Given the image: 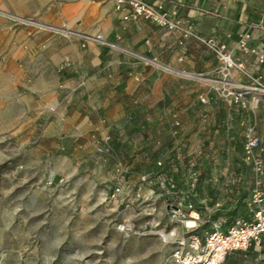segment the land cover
Segmentation results:
<instances>
[{
	"label": "rangeland",
	"instance_id": "374dc122",
	"mask_svg": "<svg viewBox=\"0 0 264 264\" xmlns=\"http://www.w3.org/2000/svg\"><path fill=\"white\" fill-rule=\"evenodd\" d=\"M2 14L9 27L27 25ZM25 77H10L0 62V264H175L172 240L184 229L170 218L172 205L198 214L200 233L212 222L248 217L256 176L243 145L252 128L264 162V103L232 129L220 127L217 113L209 130L170 137L154 161L155 182L146 167L120 166L117 150L104 162L91 146L61 142L24 93ZM136 173V181L123 182ZM259 183L264 188V174ZM120 221L138 233L123 235L114 227ZM220 264H264V234Z\"/></svg>",
	"mask_w": 264,
	"mask_h": 264
},
{
	"label": "crops",
	"instance_id": "0c3cea01",
	"mask_svg": "<svg viewBox=\"0 0 264 264\" xmlns=\"http://www.w3.org/2000/svg\"><path fill=\"white\" fill-rule=\"evenodd\" d=\"M162 1L175 12L177 28L143 18L123 19L129 7L117 10L113 0H0V62L10 77L26 76L24 93L35 99V112L52 128L50 133L59 135L61 142L69 139L80 148L91 146L104 162L111 156L107 151L117 150L120 166L129 162L146 167V175L155 182L161 171L154 161L170 137L209 130L208 122L217 113L220 127L232 129L244 123V112L264 103L260 96L251 108L233 105L195 77L211 75L218 66L208 40L224 44L246 72L264 73L257 54L238 44L239 36L248 32L247 46L264 48V0ZM2 12L98 32L121 49L95 43L81 46L77 38L29 24L12 28ZM130 52L156 63H145ZM233 73L238 80L247 79ZM201 95L205 103L199 100ZM139 175H122V180L129 184Z\"/></svg>",
	"mask_w": 264,
	"mask_h": 264
},
{
	"label": "built area",
	"instance_id": "2783aa9c",
	"mask_svg": "<svg viewBox=\"0 0 264 264\" xmlns=\"http://www.w3.org/2000/svg\"><path fill=\"white\" fill-rule=\"evenodd\" d=\"M113 1L117 10H121L125 6L129 7V10L123 14V19L143 18L168 29L178 27L176 20H174L175 12L167 9L162 0ZM23 21L58 36L77 38L81 46L95 43L120 48L98 32H85L64 24L43 23L26 18ZM248 37V32L242 33L238 39L239 46L243 50L248 49L250 52L256 53L258 63H264V48H249L246 43ZM206 43L214 50L219 63L213 74H196L195 77L205 82L218 97L241 108H251L257 103L260 96H264V73L246 72L243 63L233 59L231 54L225 50L224 44H219L213 40H208ZM130 53L145 63H156L153 58ZM65 64L68 65L69 63L66 62ZM234 71L244 74L247 79L245 81L236 79ZM199 100L205 102V96L201 95ZM178 124L179 121L175 119L174 125L177 126ZM108 139L109 136H106L105 141ZM243 148L256 176L250 191V213L248 217L234 218L226 226H222L220 222H212L208 229L200 233L197 230V226L200 224L198 214L189 213L186 216L179 205H172L169 208V216L172 220L181 223L184 229L182 234L175 235L172 240L174 245L170 258L175 264H220L228 252L245 249L251 242L258 240L264 234V188L259 183L261 175L264 174V162H262L259 154L260 138L252 128L248 129ZM156 163L160 164V160H157ZM145 177V175L140 176L141 179H145ZM118 192L119 187H115L111 196H115ZM189 219L193 222L191 226H187ZM114 227L123 235L138 233L131 222L120 221L115 223Z\"/></svg>",
	"mask_w": 264,
	"mask_h": 264
},
{
	"label": "bare ground",
	"instance_id": "6f19581e",
	"mask_svg": "<svg viewBox=\"0 0 264 264\" xmlns=\"http://www.w3.org/2000/svg\"><path fill=\"white\" fill-rule=\"evenodd\" d=\"M191 214H195V212H193L192 211V213ZM193 224V222H192V220H187V226H191ZM162 233V236L164 237V238H168L171 234H173V232H171V233H164V232H161Z\"/></svg>",
	"mask_w": 264,
	"mask_h": 264
}]
</instances>
